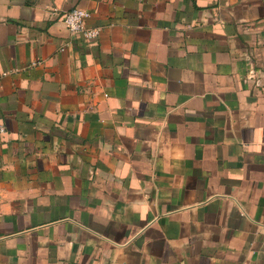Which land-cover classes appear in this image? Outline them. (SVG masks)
<instances>
[{
    "label": "crops",
    "instance_id": "obj_1",
    "mask_svg": "<svg viewBox=\"0 0 264 264\" xmlns=\"http://www.w3.org/2000/svg\"><path fill=\"white\" fill-rule=\"evenodd\" d=\"M0 121V264H264V0H0Z\"/></svg>",
    "mask_w": 264,
    "mask_h": 264
},
{
    "label": "built area",
    "instance_id": "obj_2",
    "mask_svg": "<svg viewBox=\"0 0 264 264\" xmlns=\"http://www.w3.org/2000/svg\"><path fill=\"white\" fill-rule=\"evenodd\" d=\"M54 14H59L54 11ZM91 13L84 8H75L70 11H66L62 14V21L65 28L69 33L78 39L92 40L99 36L100 27H92L87 24V20ZM39 64V62L33 63V65ZM7 133V127L4 122L0 121V137Z\"/></svg>",
    "mask_w": 264,
    "mask_h": 264
}]
</instances>
